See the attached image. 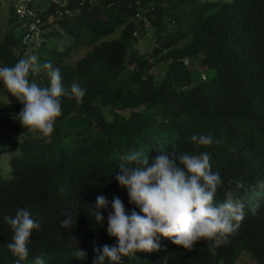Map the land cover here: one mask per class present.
Instances as JSON below:
<instances>
[{
  "label": "trees",
  "instance_id": "16d2710c",
  "mask_svg": "<svg viewBox=\"0 0 264 264\" xmlns=\"http://www.w3.org/2000/svg\"><path fill=\"white\" fill-rule=\"evenodd\" d=\"M169 1L66 0L62 8L70 15L59 17L61 7L49 4L40 18L45 26L49 16L58 19L37 50L22 43L21 25L8 8V22L15 24L14 31L7 28L1 35L0 65L11 66L35 50L40 63L60 69L65 87L78 82L86 91L79 104L62 97L54 131L37 138L15 119L22 104L10 93L7 99L0 94V155L10 153L8 171L0 173V264H17L6 247L12 232L2 220L17 208H27L40 224L30 234L29 256L22 262L92 264L94 246L115 243L105 231L107 212L101 210L103 226L91 219L96 197H118L126 212L139 211L114 179L132 151L149 160L159 151L208 152L212 171L223 181L215 201L232 191L244 218L215 255L204 240L186 250L160 237L156 250L122 257L123 264H235L246 253L264 264V0H182L183 6L189 1L197 6L188 8L189 17L200 12L192 25L187 15H174L186 30L167 33L162 21L172 11ZM147 24L156 36H167L150 56L132 51ZM116 28L119 36L106 39ZM187 35L189 40L180 43ZM56 38L70 44L57 51ZM81 45L91 49L73 60L71 53ZM195 55L211 77L184 70L182 59ZM154 57L167 63L160 78L150 71ZM33 78L46 83L43 71ZM199 134L223 143L197 147L189 138ZM63 211L75 216L72 230L60 228Z\"/></svg>",
  "mask_w": 264,
  "mask_h": 264
},
{
  "label": "clouds",
  "instance_id": "9594fccd",
  "mask_svg": "<svg viewBox=\"0 0 264 264\" xmlns=\"http://www.w3.org/2000/svg\"><path fill=\"white\" fill-rule=\"evenodd\" d=\"M32 1L15 0L11 6L22 28V43L37 50L45 40L46 33L49 30L53 32L56 26L54 21L58 18L52 15V22L47 21L45 26V22L40 18L43 9L37 4H29ZM65 3L66 0H49V4L61 7L56 10L57 17L61 14L70 15L69 10L62 8ZM17 5L31 9L34 17L20 18L15 11ZM187 6L197 8L192 1ZM199 12L195 11L188 17L194 18ZM168 17V20L173 18L172 23L177 21L174 16ZM31 22L36 23L38 36L25 42L23 37L28 33ZM192 24L189 20V25ZM184 26L183 20L179 19V32L186 30L183 29ZM163 30L167 33L178 31L165 28ZM157 37L159 48V44L167 36L162 33ZM157 63H161L158 58ZM162 63L167 69V63ZM182 64L186 67L191 63L184 58ZM41 71L46 77V83L33 78ZM0 86V94H3L5 99V93H10L22 104L23 107L15 119L24 129L37 134L34 138L48 137L54 131L56 119L61 115L62 97L79 104L86 91L78 82L65 87L62 84L60 69L49 61L40 63L35 54L22 57L11 66L0 65ZM189 139L197 147L223 143L222 139L214 138L211 134L192 135ZM209 160V154L205 151L195 154L159 151L151 160L139 151L126 155L114 179L118 186L126 191L129 204L139 211L126 212L118 197H113L110 201L104 196L96 197L94 205L89 207L91 219L95 225L103 226L105 216L101 214V210L107 212L105 231L108 237L115 238V243L99 248L94 246L95 256L92 264H105L106 259L108 264H123L122 257L140 251L156 250L160 237L170 238L174 245L182 246L186 250H191L195 242L204 240L209 252L215 255L217 248L228 243L227 236L239 227L244 218V210L232 191L224 192L223 201H215L217 189L223 181L218 172L212 171ZM236 187L239 188L240 185L237 184ZM61 216L64 218L59 221L60 228L72 230L75 226V216L69 211H63ZM2 220L12 232L11 242L6 244L8 251L17 259V264H27L22 261L29 256V237L33 231L40 229L39 222L32 218L27 208H17L14 215H5ZM72 242L74 243L73 239ZM77 252L85 256L83 252ZM36 264H39L38 258Z\"/></svg>",
  "mask_w": 264,
  "mask_h": 264
},
{
  "label": "rangeland",
  "instance_id": "374dc122",
  "mask_svg": "<svg viewBox=\"0 0 264 264\" xmlns=\"http://www.w3.org/2000/svg\"><path fill=\"white\" fill-rule=\"evenodd\" d=\"M12 1H15V0H0V38H1V35L5 32V30L7 28H9V29L11 28L13 30V26L15 24L13 20L11 22H8V19L10 17V12L8 11V8L10 7V5H12ZM18 1L19 0H16V2H18ZM190 3H191V1L187 2L184 5L185 7L182 5L183 4L182 0H170L169 2H167L165 4L171 7L172 11H169L170 16L180 15L181 13H183V14L187 15L185 20H191L193 18L188 17V12H190V11H188L189 7L187 6ZM32 4H37L38 6L41 7V10H42V9H46L48 7L49 0H33ZM167 18H169V17H167ZM167 18L164 21L165 29L166 30L176 29L179 31V29H180L179 19H177V21L175 23L174 22L172 23L173 18H170L169 20ZM52 20H53V18L51 16H49L47 19V21H50V22H52ZM183 24H184V22H183ZM185 28L186 27L184 26L183 29H185ZM16 29H19V28H16ZM47 29H49V28H47ZM53 31H54V29H53ZM119 33H120V28H117L116 31L112 35L107 36L106 39L117 38L119 36ZM15 34H17V35L19 34L18 30H15ZM56 39H60V41H58L56 43V46H55V49L57 51L62 50L64 46H67L70 44V42L66 41L64 38H56ZM188 40H189V35L182 38L180 43L187 42ZM158 41H159V39L155 34V28L147 24L146 35H144L141 39L137 40L134 43V45L132 47V51H136L138 54H144L146 56H150L154 52V48L158 47ZM90 49H91V47L81 45L80 47H78V49H76L75 51H73L71 53L72 59L75 60V59L81 58ZM34 52H30V54H34ZM41 54H42V56H45V55H47V51L42 50ZM185 59L191 63L189 66H186V67L184 66L185 71H191L193 76H199L201 79H203L206 76H208V78L212 76L213 72L211 70H209L208 68L205 69L202 66L201 62L199 61L200 57L198 55L185 57ZM156 60H157L156 57L151 58L149 60V64L153 65L151 67L150 71L153 74H155L157 77H159L166 70V65L162 62L156 64ZM130 67H132V66H130ZM9 157H10V153L8 151H6L0 155V173L2 175H6V173L8 171V159H9ZM246 254H248V253H246ZM246 254H242L241 256H239V258L236 260L235 264H255L254 259H252L249 254L248 255H246Z\"/></svg>",
  "mask_w": 264,
  "mask_h": 264
},
{
  "label": "built area",
  "instance_id": "2783aa9c",
  "mask_svg": "<svg viewBox=\"0 0 264 264\" xmlns=\"http://www.w3.org/2000/svg\"><path fill=\"white\" fill-rule=\"evenodd\" d=\"M16 14L20 17V18H30V17H34L33 12L31 11V9L26 8L24 6L21 5H17L16 6ZM36 36H38V29L36 26L35 22H31L28 26V33L24 35L23 37V41H29V40H34L36 38Z\"/></svg>",
  "mask_w": 264,
  "mask_h": 264
}]
</instances>
